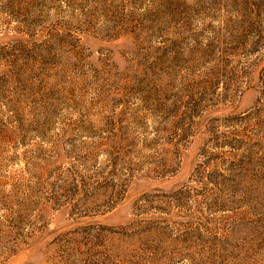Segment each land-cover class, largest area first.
I'll return each mask as SVG.
<instances>
[{"label": "rangeland", "instance_id": "rangeland-1", "mask_svg": "<svg viewBox=\"0 0 264 264\" xmlns=\"http://www.w3.org/2000/svg\"><path fill=\"white\" fill-rule=\"evenodd\" d=\"M0 264H264V0H0Z\"/></svg>", "mask_w": 264, "mask_h": 264}]
</instances>
